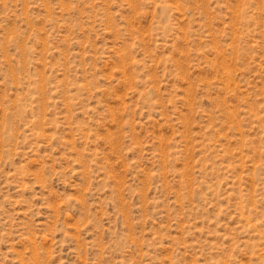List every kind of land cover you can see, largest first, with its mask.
Returning <instances> with one entry per match:
<instances>
[{
	"label": "rangeland",
	"instance_id": "rangeland-1",
	"mask_svg": "<svg viewBox=\"0 0 264 264\" xmlns=\"http://www.w3.org/2000/svg\"><path fill=\"white\" fill-rule=\"evenodd\" d=\"M0 264H264V0H0Z\"/></svg>",
	"mask_w": 264,
	"mask_h": 264
}]
</instances>
